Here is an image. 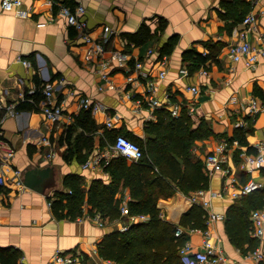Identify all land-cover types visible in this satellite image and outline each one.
<instances>
[{"label":"crops","instance_id":"0c3cea01","mask_svg":"<svg viewBox=\"0 0 264 264\" xmlns=\"http://www.w3.org/2000/svg\"><path fill=\"white\" fill-rule=\"evenodd\" d=\"M229 1L21 0L20 7L11 11L0 6V138L3 142L0 172L5 177V184L0 186V250L18 252V264H51L56 252L73 254L76 264H115L99 256L98 242L105 233L124 231L123 226L127 228L148 217L140 220L133 217L137 215L122 214V206L128 209L130 193L121 184L115 195L118 217L88 212L85 198L92 180L100 179L108 184L111 178L104 166L117 156H111L95 169H82L81 165L92 154L103 150L106 143L113 142L117 134L144 138L145 123L156 121L155 111L159 109L170 114L173 103H180L181 109H187L192 115L193 128L204 119L212 131L208 137L196 139L191 149L194 159L201 160L205 174L207 154L221 139V134L231 136L239 119L247 118L253 128L252 134L247 135L251 147L264 141V122L260 114L249 111L251 98L264 104V60L246 67L242 61H231L227 54L228 46L237 40L239 32H244L252 45L263 43L264 16L258 15L253 27L248 28L241 21L254 0H244V4L235 2L228 13L225 5ZM77 5L84 8L81 17L90 35L100 39L105 25L114 30L104 45L102 59H85L86 45L61 13L62 7L73 9ZM262 7L258 0L255 8ZM142 30L149 36L140 39L138 33ZM171 36H175L171 51L161 52L162 45ZM188 49L209 58L204 64L195 59L184 60L182 54ZM111 50L127 52L130 59L125 62L111 59ZM162 56L166 57V74L160 78ZM105 60L108 81L100 75V63ZM136 60L142 63L141 71L146 76L134 70ZM201 69L207 70V74L202 75ZM130 74L136 80L128 81ZM151 83L159 106H138L136 100L147 98ZM191 86L198 89L196 94L189 89ZM254 86L262 96L254 92ZM45 87L53 90L54 101L61 105L62 117L58 121L47 120L36 105ZM36 93H39L37 101ZM84 97L97 108L93 109V105L81 108L80 99ZM21 102L29 106L18 109ZM9 105L17 110L13 116L5 112V106ZM79 113H85L89 122ZM42 137L47 138L48 144L41 141ZM240 148L244 147L231 142L228 158L222 165L228 174L222 171L207 174L209 183L204 197L210 202V211L224 218L209 222L206 229L230 261L264 264V234L255 250L260 254L258 259L254 251L242 253L230 243L224 229L226 209L241 196L232 193L249 179L264 187V171L249 173L240 169V158L234 156ZM49 151L54 153L50 158L46 156ZM8 152L11 156L7 157ZM46 167L50 168L51 180L45 183L44 189L23 184L24 170ZM14 170L21 172V184L17 183ZM72 182L78 183L84 192L81 214L67 215L63 210L64 216L57 217L49 202L54 201L56 191L69 192L65 183ZM191 205L189 196L178 189L171 198L157 201L161 217L174 224ZM97 213L102 225L94 218ZM185 233L193 249L200 250L201 230L187 229Z\"/></svg>","mask_w":264,"mask_h":264},{"label":"trees","instance_id":"16d2710c","mask_svg":"<svg viewBox=\"0 0 264 264\" xmlns=\"http://www.w3.org/2000/svg\"><path fill=\"white\" fill-rule=\"evenodd\" d=\"M229 2L225 5L228 13L232 4H244L245 1ZM147 35L146 30L138 33L140 39ZM174 43L175 36H171L162 45L161 52L169 53ZM182 57L184 60L195 59L199 64H204L209 58L194 49L186 50ZM258 91L254 86V92L258 94ZM258 95L262 96L260 93ZM38 99L39 93H36L35 100ZM28 106L27 102H21L17 108ZM81 114L83 118L87 117L89 122V117L85 113L78 115ZM155 114L157 120L147 121L144 125V138L120 133L140 146L142 156L129 162L122 156L113 157L104 166V171L110 175L111 181L104 184L100 179H94L86 193L88 212L95 211L102 217L108 215L115 218L119 215L115 195L121 184V187L129 189V215L142 214L148 217L145 221L131 224L124 231L111 230L98 242L99 256L115 264H183L179 249L188 240L186 230L207 228L206 214L200 205L192 204L181 214L178 223L174 224L161 217L157 201L160 198H171L177 189L189 196L192 192L208 188L209 179L202 170L203 164L200 159H194L190 149L196 139L206 138L212 131L204 119L193 128L192 115L185 108L180 110L177 117H172L164 109L155 111ZM78 115L77 119L82 122ZM245 121L246 126L235 127L231 136L221 134L220 137L230 144L237 141L248 153H254L255 149L247 141V135L252 134L253 128L247 118ZM83 124L85 127V123ZM238 152L239 150L235 151V158ZM65 184L71 192L54 193L55 199L51 203L54 214L63 217L62 211L66 210L67 215H80L84 203L83 189L75 182ZM255 209L264 210V187L241 195L225 212L226 235L230 243L242 253L253 252L259 245V239L252 234L250 221V213ZM178 228L183 232L176 236ZM18 255V252L11 249L0 250V264H18Z\"/></svg>","mask_w":264,"mask_h":264},{"label":"built area","instance_id":"2783aa9c","mask_svg":"<svg viewBox=\"0 0 264 264\" xmlns=\"http://www.w3.org/2000/svg\"><path fill=\"white\" fill-rule=\"evenodd\" d=\"M258 0H254L253 6L250 11L244 16L241 23L244 26L253 27L255 24L258 15L264 16V0H260L263 4V7L260 10L255 8V3ZM21 5V0H1L0 6L3 10L11 11L14 10ZM61 13L65 16L67 23L71 25L81 36L83 43L86 45V50L84 53V57L87 61L102 59L105 53L104 45L108 43L110 35L114 32V30L105 25L102 27V35L100 39H97L90 35V29L87 26L85 19L81 16L84 13V8L82 5H77L75 8L70 9L68 7H62ZM237 40L232 42L227 50L228 57L233 62L242 61L246 67H253L258 64L261 60H264V41L261 45H252L249 40H247L244 32L237 33ZM151 50H149V53ZM111 59L125 62L130 59L129 54L127 52H123L120 50H111ZM107 60L102 61L100 63L101 70V78L104 81H108V75L104 71V67L107 65ZM160 71L158 73L160 78L165 77L166 70V57L162 56L159 60ZM134 70L139 72L142 76H146V73L141 71L142 63L140 60H136L134 62ZM201 74L206 75L207 70L201 69ZM128 81L136 80L134 77L128 76ZM192 93L196 94L198 89L196 86H191L189 88ZM37 91V90H36ZM41 99L36 102L39 110L42 112L44 117L51 121L55 122L60 120L62 117L61 105L54 101V93L50 87H45L41 89ZM30 99V98H29ZM136 104L138 106H148L149 108L158 107V101L156 97L153 95L152 83L148 89L147 98L137 99ZM93 103L90 101L88 97H84L80 99L81 108H89ZM97 106L93 105V109H96ZM181 110L180 103H173L170 108V115L172 117H177ZM14 109V105L5 106V112L11 116L16 114ZM249 111L253 114L258 113L264 122V104H261L257 99L251 98L249 101ZM2 118H0L1 123ZM246 121L243 119H239L235 123V127L245 126ZM107 126H111V122H107ZM1 134V132H0ZM41 141L45 144L47 143V138L42 137ZM2 140L0 138V145H2ZM234 144H237V141H233ZM231 149V144L227 142L226 139L221 138L216 146L212 149V151L207 154L204 163V169L206 174H212L213 172L222 171L225 174H228V170L222 167L223 163L226 162L228 158V151ZM254 153H247L245 148H240L238 153V157L240 158L239 167L241 170L245 172L251 173L253 170H261L264 171V141H259L256 143ZM54 153L49 151L46 153L48 158L52 157ZM11 156V152H8L7 155ZM111 156H122L127 159L138 160L142 156V150L140 146L125 137L122 134L115 135L113 142L106 143V146L103 150L95 152L90 157H88L85 162L81 165L82 169H95L100 166L101 162H107ZM14 176L17 178V183L21 184V172L19 170H14ZM5 184V177L0 172V186ZM262 187V183L257 182L253 179H249L243 186H241L237 192L232 193L233 196L240 194H248L252 191H255ZM69 192H71L69 190ZM206 194L205 189H200L195 192H192L189 195V200L192 204L200 205L206 214V224L215 220H222L224 217L221 214L214 213L210 211V202L204 197ZM51 204V201L49 202ZM122 214L129 216L128 209L125 206L121 207ZM137 217L140 220H145L147 216L145 215H137L133 216ZM95 220L99 225H102L103 222L100 218V214H96L94 216ZM250 221L252 224V234L258 239L262 238L264 234V210L263 209H255L250 213ZM126 229V226L122 227V230ZM183 232L181 228H178L175 232V235L178 236ZM202 239H201V249L195 251L193 249V245L189 240L180 247L179 255L182 259L183 264H238L234 261H230L222 252L221 248L218 244H215L210 238L209 232L207 229L201 230ZM256 258H260V254L257 251L253 252ZM51 264H76V258L73 254H66L61 252H56L52 256ZM100 264H109L108 262H102Z\"/></svg>","mask_w":264,"mask_h":264},{"label":"water","instance_id":"95a60500","mask_svg":"<svg viewBox=\"0 0 264 264\" xmlns=\"http://www.w3.org/2000/svg\"><path fill=\"white\" fill-rule=\"evenodd\" d=\"M50 168H28L23 172V184L32 189H44L45 183L51 180Z\"/></svg>","mask_w":264,"mask_h":264},{"label":"rangeland","instance_id":"374dc122","mask_svg":"<svg viewBox=\"0 0 264 264\" xmlns=\"http://www.w3.org/2000/svg\"><path fill=\"white\" fill-rule=\"evenodd\" d=\"M109 79H110V76H109ZM195 142H196V141L193 142V145H194V146H195ZM193 145H192L191 149L193 148ZM191 149H190V150H191Z\"/></svg>","mask_w":264,"mask_h":264}]
</instances>
